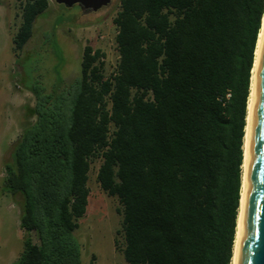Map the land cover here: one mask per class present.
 I'll use <instances>...</instances> for the list:
<instances>
[{
  "label": "trees",
  "instance_id": "16d2710c",
  "mask_svg": "<svg viewBox=\"0 0 264 264\" xmlns=\"http://www.w3.org/2000/svg\"><path fill=\"white\" fill-rule=\"evenodd\" d=\"M48 3L22 1L15 51ZM119 3L113 72L86 45L74 83L28 87L33 121L4 164L24 233L13 264H81L74 233L96 158L99 186L121 205L127 264H231L264 0Z\"/></svg>",
  "mask_w": 264,
  "mask_h": 264
},
{
  "label": "rangeland",
  "instance_id": "374dc122",
  "mask_svg": "<svg viewBox=\"0 0 264 264\" xmlns=\"http://www.w3.org/2000/svg\"><path fill=\"white\" fill-rule=\"evenodd\" d=\"M23 0H0V264H13L23 249L24 233L18 225V198L3 192L4 164L23 127L33 121L34 96L28 87L62 89L81 75L84 46L104 53L103 73L108 76L118 61L113 18L119 1L95 13H82L49 0L34 21L32 36L22 50L13 39L21 24ZM113 128L110 129L112 132ZM101 158L92 160L88 174V206L75 231L81 245V264H127L122 249L121 205L97 181Z\"/></svg>",
  "mask_w": 264,
  "mask_h": 264
},
{
  "label": "water",
  "instance_id": "95a60500",
  "mask_svg": "<svg viewBox=\"0 0 264 264\" xmlns=\"http://www.w3.org/2000/svg\"><path fill=\"white\" fill-rule=\"evenodd\" d=\"M97 12L113 0H52ZM235 264H264V35L252 103L242 228Z\"/></svg>",
  "mask_w": 264,
  "mask_h": 264
},
{
  "label": "bare ground",
  "instance_id": "6f19581e",
  "mask_svg": "<svg viewBox=\"0 0 264 264\" xmlns=\"http://www.w3.org/2000/svg\"><path fill=\"white\" fill-rule=\"evenodd\" d=\"M263 35H264V15L262 17L261 28H260V31L257 37V42H256L254 63H253L252 74H251L250 94H249L248 103H247L246 127H245V135L243 139V164H242V178H241V194H240V204H239V210H238V216H237V226H236V233H235V239H234V244H233V256H232L231 264L236 263L240 235H241V228H242L243 210H244L245 193H246L248 137H249L250 119H251V111H252L256 75H257L258 59H259V53H260Z\"/></svg>",
  "mask_w": 264,
  "mask_h": 264
},
{
  "label": "flooded vegetation",
  "instance_id": "af4514ba",
  "mask_svg": "<svg viewBox=\"0 0 264 264\" xmlns=\"http://www.w3.org/2000/svg\"><path fill=\"white\" fill-rule=\"evenodd\" d=\"M104 8V7H103ZM78 10L80 11V12H82V13H88V14H92V13H95V12H91V11H89V10H84V9H82L80 6H78Z\"/></svg>",
  "mask_w": 264,
  "mask_h": 264
},
{
  "label": "built area",
  "instance_id": "2783aa9c",
  "mask_svg": "<svg viewBox=\"0 0 264 264\" xmlns=\"http://www.w3.org/2000/svg\"><path fill=\"white\" fill-rule=\"evenodd\" d=\"M103 60H104V57H101V58L99 59V61H101V62H103ZM115 67H116V66H115ZM114 70H115V68H114ZM114 70H113V71H114ZM113 71H112V72H113ZM104 76L106 77V75H104ZM227 96H229V95H227Z\"/></svg>",
  "mask_w": 264,
  "mask_h": 264
}]
</instances>
